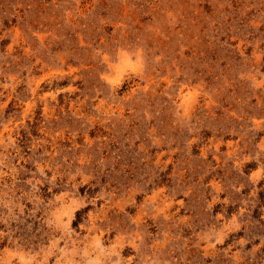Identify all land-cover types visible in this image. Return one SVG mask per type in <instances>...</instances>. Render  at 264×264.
I'll return each instance as SVG.
<instances>
[{
	"label": "rangeland",
	"instance_id": "rangeland-1",
	"mask_svg": "<svg viewBox=\"0 0 264 264\" xmlns=\"http://www.w3.org/2000/svg\"><path fill=\"white\" fill-rule=\"evenodd\" d=\"M0 264H264V0H0Z\"/></svg>",
	"mask_w": 264,
	"mask_h": 264
}]
</instances>
